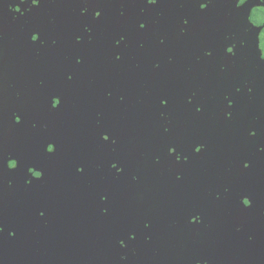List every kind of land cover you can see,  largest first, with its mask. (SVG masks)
Wrapping results in <instances>:
<instances>
[{
  "label": "flooded vegetation",
  "instance_id": "1",
  "mask_svg": "<svg viewBox=\"0 0 264 264\" xmlns=\"http://www.w3.org/2000/svg\"><path fill=\"white\" fill-rule=\"evenodd\" d=\"M235 5L0 0V154L28 165L0 175V264H264V0ZM121 34L126 48L113 46ZM63 124L75 143L65 173ZM161 124L201 151L157 165ZM115 158L125 167L109 171ZM101 187L110 197L97 200Z\"/></svg>",
  "mask_w": 264,
  "mask_h": 264
},
{
  "label": "snow or ice",
  "instance_id": "2",
  "mask_svg": "<svg viewBox=\"0 0 264 264\" xmlns=\"http://www.w3.org/2000/svg\"><path fill=\"white\" fill-rule=\"evenodd\" d=\"M21 2H23V0H21ZM88 0H84V3H87ZM149 3H154L155 0H148ZM31 3L33 4V6H35L37 4V0H31ZM246 3V0H236V8L239 9L242 6H244ZM206 7L205 3H199V8L200 9H204ZM16 12H20L19 7H16L15 9H13ZM255 9L253 7H251L250 11L247 14V18L249 20V22L252 21L253 19V13H254ZM97 16H100V13L97 12L96 13ZM121 16H123V13L120 14ZM185 23H187V21H185ZM138 27L140 29H144L145 28V24L144 23H139ZM264 27V22L261 23V25L256 27V31H260V28ZM33 41H37L38 37L33 35L32 37ZM126 37L124 35H119V37L117 39H114L113 41V46L114 47H118L119 45H121L122 43H125ZM260 40L261 43L259 45L260 47V51L261 53H264V32H261L260 34ZM53 43H55V41H53ZM75 43L76 44H81V41L76 39L75 37ZM159 43L161 45L164 44V40L160 39ZM127 47V44L125 43V48ZM140 47H143V44H140ZM225 51L229 54H234L233 53V47H227L225 49ZM121 53L116 52V53H112V56L114 58L115 61H120L121 60ZM204 55L210 56L211 53L210 52H205ZM259 59L264 61V54H261L259 56ZM82 58H75V65L79 66L81 64ZM160 65L159 63L154 64V68H159ZM70 71H72V69H70ZM221 71H223V69H221ZM73 79L71 74H67L66 75V80L68 82H71ZM252 90L251 88L248 89V92L250 93ZM235 92L239 93L240 92V88L239 87H235ZM56 93L52 92L50 93V99L52 96H55ZM197 94L195 92H191L189 96H187L185 98V102L187 105H192L193 104V98H196ZM223 100L226 101V106L227 108H235L236 104L234 102V100L229 98V94L228 93H224L223 94ZM158 103H159V107L160 108H167L168 107V99H164V98H159L158 99ZM56 104H61V100L56 101L54 104H52V107L55 108ZM197 104H200L201 106H197L195 107V113H199L200 111V107H202V103H200V101L197 99ZM59 110V109H57ZM164 112H159L158 114H162ZM230 113L232 116L231 112H227ZM231 116L229 117V119L231 118ZM20 118L18 117L16 120V125H20ZM33 127H35V125H33ZM162 129V135H159V138L157 140V148L159 149V152L157 153L160 156V159H157L155 161V163L157 165H159L161 162L163 161H168V162H175L177 163V165L179 164L178 161V156H183L184 157V162L187 163L193 155V148H195V152L199 153L201 150L199 147H196V144H189L187 146L184 145L183 141L181 140L180 137H177L176 134H174L171 130V128L169 126H166L164 124L160 125V130ZM111 132L109 131L108 128L103 127V126H97L96 130H95V136L96 139L98 141V143H100L101 145H105V142L109 141V134ZM112 134V133H111ZM248 136L250 138L255 137L256 136V132L254 130H250L248 132ZM116 144L115 139H111V143L110 145L113 146V150H115L114 146ZM194 145V146H193ZM185 147H187V150L185 151ZM258 150L260 153H264V145H261L258 147ZM48 151L51 152V146H49ZM175 154V155H174ZM171 157H174V159H169ZM240 163L243 166V169H247L248 168V163H246L244 160H241ZM106 164L110 166L109 171L113 170V169H122L125 167V161H123L120 158H115V159H108L106 161ZM119 165V166H118ZM28 167V165L25 163V161L19 157V156H13L12 158L9 157H5L4 155L0 154V175H3L4 173H7L9 169H15V170H19L20 168H26ZM225 191H227V189H225ZM243 195V193L241 194ZM95 196L97 198V200H100L101 198H105V197H110V193L109 191H106L103 187L99 188L96 192H95ZM216 199H219V196L216 197ZM245 208H247L248 205V201L244 200L243 201ZM101 206H105V205H101ZM38 212H40L41 215H43V211L40 209H37ZM195 214V213H194ZM143 224V221L141 222ZM144 227H147L146 224H144ZM134 230V225L129 224L128 226V231L125 232L124 235L128 236V232L133 231ZM120 241H123L122 238H117Z\"/></svg>",
  "mask_w": 264,
  "mask_h": 264
},
{
  "label": "water",
  "instance_id": "3",
  "mask_svg": "<svg viewBox=\"0 0 264 264\" xmlns=\"http://www.w3.org/2000/svg\"><path fill=\"white\" fill-rule=\"evenodd\" d=\"M74 146V139L70 135L67 125L63 124L62 128L59 130L57 148L60 150L58 155H61L62 157L60 164L62 163L61 168L64 173L66 170H68V172L73 171L70 169V164H72V161L68 160L67 157L69 158L71 148Z\"/></svg>",
  "mask_w": 264,
  "mask_h": 264
}]
</instances>
